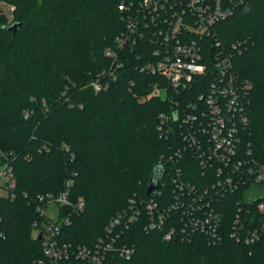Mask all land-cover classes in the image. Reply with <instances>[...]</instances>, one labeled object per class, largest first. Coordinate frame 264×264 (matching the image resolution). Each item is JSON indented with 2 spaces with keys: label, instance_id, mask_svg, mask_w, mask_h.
Instances as JSON below:
<instances>
[{
  "label": "trees",
  "instance_id": "trees-1",
  "mask_svg": "<svg viewBox=\"0 0 264 264\" xmlns=\"http://www.w3.org/2000/svg\"><path fill=\"white\" fill-rule=\"evenodd\" d=\"M1 1L14 7L12 24L22 27L14 36L0 9V163L12 166L16 182L8 196L0 195V264L45 261L43 238L33 227L45 220L37 212L39 197L67 189L72 206L83 202L81 210L61 211L71 223L56 239L72 253L103 242L113 244L103 264H264V233L255 244L232 236L240 208L251 212L243 215L246 228L262 225L255 218L260 199L249 204L245 194L254 187L248 169L254 173L264 163V0H246L216 24L202 43L205 72L177 89L149 70L174 50L154 34L167 29L165 19L152 23L140 15V0ZM193 38L184 31L177 40ZM219 51L234 54L226 70L216 65ZM231 76L239 101L229 106ZM96 80L99 92L91 85ZM211 96L238 130L240 148L228 167L216 160L204 169L184 141V119L209 111ZM224 176L237 189L212 203L221 215L217 242L200 231L184 234L181 213L150 227V203L159 217L177 202L195 201L190 187L214 192ZM117 248L133 252L120 257Z\"/></svg>",
  "mask_w": 264,
  "mask_h": 264
},
{
  "label": "built area",
  "instance_id": "built-area-1",
  "mask_svg": "<svg viewBox=\"0 0 264 264\" xmlns=\"http://www.w3.org/2000/svg\"><path fill=\"white\" fill-rule=\"evenodd\" d=\"M245 2L246 0H140L137 7L140 15L150 19L152 23L156 20L165 19V23L168 24L167 29H159L154 34L155 36H162L167 42H171L173 45L169 47L174 50L173 56L165 53L162 56V60L156 65L148 66L149 70L166 76L176 89L183 79L188 82L191 81L192 74L204 73L206 68L202 63V43L209 41L212 37L216 24L233 16L237 8ZM184 31L194 35L195 38L188 43H180L177 39ZM175 40H177L176 43H174ZM119 43H123L121 39H119ZM233 49L237 50V45H234ZM109 55H113V52L110 51ZM233 55V53L227 55L223 51L214 54L217 67L223 70L229 68ZM233 79V76L229 79L231 84L229 92L232 95L231 100L228 102L229 106L239 101V96L232 85ZM91 85L97 92L103 88L100 80L94 81ZM245 86L243 88H246ZM207 101L210 105L209 111L200 110L185 117L184 122L188 126V130L184 136V141L188 143L193 155L197 156V158L199 157L204 169L209 166L208 162H216V160L225 163V167H228L232 158L238 156L240 136L236 128L227 125L216 99L211 96ZM202 149L205 150L201 151ZM253 168L254 173L251 168L248 169V175L253 179V186L264 185V163L259 166L254 165ZM178 172L180 175L182 174L181 169ZM219 173L221 174L220 176L224 175L221 168ZM0 185H2V189L6 190V195L4 196H8L16 187L14 172L9 163H0ZM70 185L71 183H68V187ZM211 188L215 191L211 192L208 188L201 194L195 187H190L191 191H189V194L196 198L195 201L190 203L177 202L168 207L165 212L162 211L159 217L156 216V205L150 203L147 206L148 216L152 220L150 227L154 228L155 220H163L171 212L181 213L183 214V220L186 218L182 227L184 234H188L190 231H200L207 236L209 241L217 242L221 215L211 208L212 203L214 200H219V198L224 196L225 192H234L237 189V184L233 183L232 176H224L222 180L219 179L217 184H214ZM180 189L181 191L186 190L183 185H180ZM249 193L250 190L245 194V201L249 204L256 202L257 199H248ZM69 196L70 191L67 189L59 194L50 193L39 197L41 205L38 207L37 212L45 220L34 223L33 227L38 232V235L42 234L43 238L45 261H41L40 264H103L107 260V253L112 250L113 244L106 245L102 242L96 250L91 251L80 247L72 253L66 245L61 246L56 239L63 225H70L71 223L68 216H63L62 209L66 206H71L73 210H81L83 208L82 201L72 206ZM258 199H260V202L256 207L255 218H260L262 224L260 230L246 228L245 223L242 221L244 215L242 208H240L234 221L232 236L238 241H244L246 244H255L263 239L264 195ZM50 208H56L54 216L49 215L48 210ZM246 213L245 217L251 214L250 210H247ZM119 223V220L116 221V224ZM111 226L115 227V224ZM174 235L175 230L167 235V239H172ZM117 249L120 257L130 258L133 252L129 248Z\"/></svg>",
  "mask_w": 264,
  "mask_h": 264
},
{
  "label": "rangeland",
  "instance_id": "rangeland-1",
  "mask_svg": "<svg viewBox=\"0 0 264 264\" xmlns=\"http://www.w3.org/2000/svg\"><path fill=\"white\" fill-rule=\"evenodd\" d=\"M0 9L6 14V16L9 19V22L12 24L15 21L14 15H13L14 7L8 4L7 1H1ZM1 187L2 185H0V195L4 196L6 195V190L2 189ZM263 195H264V185H257V186H254L250 190V193L248 194V199L255 200V199L262 197ZM48 213L49 215L51 214L52 216H54L56 213V208H50L48 210ZM37 233H38L37 231H34L35 236L39 237L40 235H38Z\"/></svg>",
  "mask_w": 264,
  "mask_h": 264
},
{
  "label": "water",
  "instance_id": "water-1",
  "mask_svg": "<svg viewBox=\"0 0 264 264\" xmlns=\"http://www.w3.org/2000/svg\"><path fill=\"white\" fill-rule=\"evenodd\" d=\"M22 27L21 23H14L7 28L8 31L12 32L14 36L18 33L20 28ZM162 171L158 176H153L151 182L148 185V195L151 196L155 190H157L159 183L161 181ZM39 239L42 240V234H40Z\"/></svg>",
  "mask_w": 264,
  "mask_h": 264
}]
</instances>
